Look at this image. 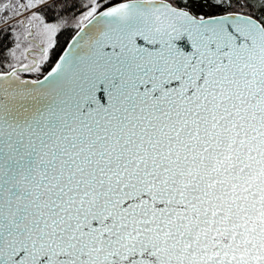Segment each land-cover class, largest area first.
I'll use <instances>...</instances> for the list:
<instances>
[{"label":"snow or ice","instance_id":"obj_1","mask_svg":"<svg viewBox=\"0 0 264 264\" xmlns=\"http://www.w3.org/2000/svg\"><path fill=\"white\" fill-rule=\"evenodd\" d=\"M0 264H264V0H0Z\"/></svg>","mask_w":264,"mask_h":264}]
</instances>
